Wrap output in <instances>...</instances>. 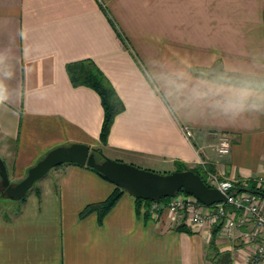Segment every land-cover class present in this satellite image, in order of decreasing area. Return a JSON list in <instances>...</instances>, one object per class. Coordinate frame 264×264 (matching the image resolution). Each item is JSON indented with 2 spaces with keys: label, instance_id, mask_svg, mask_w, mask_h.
I'll return each instance as SVG.
<instances>
[{
  "label": "crops",
  "instance_id": "0c3cea01",
  "mask_svg": "<svg viewBox=\"0 0 264 264\" xmlns=\"http://www.w3.org/2000/svg\"><path fill=\"white\" fill-rule=\"evenodd\" d=\"M83 60L124 104L106 142L100 94L69 72ZM0 96L11 182L51 149L80 142L143 168L206 160L250 192L239 187L264 176V0H0ZM223 134L225 155L215 149ZM115 188L87 165L56 166L24 202L0 205V264H220L226 254L248 264L264 239V230L242 236L256 228L253 217L230 234L209 218L193 223L187 210L175 219L171 197L146 216L126 190L102 221L81 215Z\"/></svg>",
  "mask_w": 264,
  "mask_h": 264
},
{
  "label": "water",
  "instance_id": "95a60500",
  "mask_svg": "<svg viewBox=\"0 0 264 264\" xmlns=\"http://www.w3.org/2000/svg\"><path fill=\"white\" fill-rule=\"evenodd\" d=\"M97 153L101 154L104 159L99 160ZM63 163L91 166L117 186L132 193L135 197L143 199L159 200L172 197L183 189L206 205L227 202V196L224 192L217 187L210 186L200 174L192 169L160 173L129 162L113 159L102 151L80 142L51 149L17 183L11 182L7 165L0 156L1 186L10 198L22 199L37 180L52 168Z\"/></svg>",
  "mask_w": 264,
  "mask_h": 264
},
{
  "label": "built area",
  "instance_id": "2783aa9c",
  "mask_svg": "<svg viewBox=\"0 0 264 264\" xmlns=\"http://www.w3.org/2000/svg\"><path fill=\"white\" fill-rule=\"evenodd\" d=\"M186 134L191 135V130L186 129ZM231 141L227 135L219 136V140L215 144L216 151L225 155L231 151ZM206 170L207 182L210 186L217 187L227 196V204L234 205L242 213L238 218L229 214L223 207L225 203H216L214 210L205 207L210 206L200 202L197 198L190 194H179L172 196L168 202V210L175 219L182 216L183 212L187 210L190 214L191 220L195 224H201L206 219H211L214 222L222 223L223 230L230 234L238 226L247 222L249 217L256 220V228L243 231L242 236L248 240H255L258 232L264 230V211L261 206L262 199L251 192H240L237 189L235 180L223 179L218 173H215L207 168V161L200 160L198 162ZM259 185L264 187V176L259 178ZM163 208L159 200H152L149 206V213L157 216L159 211ZM259 259H264V239L257 246V256L249 261L248 264H258Z\"/></svg>",
  "mask_w": 264,
  "mask_h": 264
},
{
  "label": "trees",
  "instance_id": "16d2710c",
  "mask_svg": "<svg viewBox=\"0 0 264 264\" xmlns=\"http://www.w3.org/2000/svg\"><path fill=\"white\" fill-rule=\"evenodd\" d=\"M69 72L71 75L72 82L75 86L86 85V86H89L95 89L100 94L102 103L104 106V120H103L100 137L103 142H106L108 139L109 133H110L111 126L115 119V116L121 111H123L124 109V104L121 98L118 96L110 80L94 64L93 61L83 60V61L73 62L69 65ZM88 167L96 170L95 168L91 166H88ZM186 169L194 170L196 173L200 174L202 178L207 182L206 170L204 169L202 165H196L193 167H189V166H186L185 164H180L178 166V170H186ZM96 171L105 177V175H103L101 172H99L98 170ZM239 188L245 189L247 191H250L264 198V187L258 186L254 181L252 182L251 185H248V186L241 185ZM124 191L125 189L116 185L115 190L109 195V197L106 200L99 202V203H92V204L87 205L82 211L81 215L86 216L92 212H97L99 214L100 220L102 221L103 217L117 203V201L119 200V198L121 197ZM179 192L188 194L183 189L180 190ZM6 197L8 198L7 195ZM166 198L167 197H165V199ZM25 199H26V196L18 200L19 204L24 202ZM136 201H137L138 212L141 213L143 209V213H145L146 216H149L150 214L149 206L152 200L136 197ZM211 247H212V250L216 252V254L214 255V259H215L219 255V253L216 251L217 248L215 245V238H213L211 241ZM218 263L230 264V255L229 254H226V256L222 255Z\"/></svg>",
  "mask_w": 264,
  "mask_h": 264
},
{
  "label": "rangeland",
  "instance_id": "374dc122",
  "mask_svg": "<svg viewBox=\"0 0 264 264\" xmlns=\"http://www.w3.org/2000/svg\"><path fill=\"white\" fill-rule=\"evenodd\" d=\"M104 153V152H103ZM105 154V153H104ZM106 155V154H105ZM97 156H98V159L99 160H103L104 158H103V156L101 155V154H99V153H97ZM108 157H110L109 155H107ZM111 158H113V157H111ZM114 159V158H113ZM196 165H201V164H199V163H196ZM168 166V165H167ZM166 165H163V164H160V165H157V166H151V167H146V168H149V169H151V170H154V171H156V172H160V173H169V172H172V171H175L176 169H173V167H167ZM143 168V167H142ZM145 168V167H144ZM53 169H55V167L54 168H52L48 173H46L42 178H40L39 180H37L36 182H35V184L32 186V188H30L29 189V191L27 192V195H29L36 187H37V185H38V183L41 181V180H43V179H46V178H48L49 177V175L53 172ZM178 170V169H177ZM21 181V180H20ZM17 182H19V181H14V182H12V183H17ZM179 194H184V193H182V192H179ZM6 192H5V190L2 188V186H1V177H0V205H17L19 202H18V200H16V204H8V200H6V202L3 200L4 199V197L5 198H7L6 197ZM9 199V198H8ZM10 201H13V203L15 202L14 200H10Z\"/></svg>",
  "mask_w": 264,
  "mask_h": 264
},
{
  "label": "clouds",
  "instance_id": "9594fccd",
  "mask_svg": "<svg viewBox=\"0 0 264 264\" xmlns=\"http://www.w3.org/2000/svg\"><path fill=\"white\" fill-rule=\"evenodd\" d=\"M3 99V97L2 96H0V100H2Z\"/></svg>",
  "mask_w": 264,
  "mask_h": 264
}]
</instances>
